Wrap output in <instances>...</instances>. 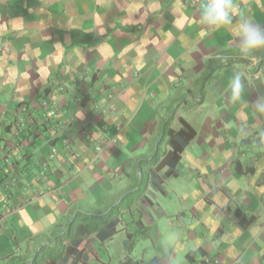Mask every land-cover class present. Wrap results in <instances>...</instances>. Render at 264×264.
Listing matches in <instances>:
<instances>
[{"label":"crops","instance_id":"1","mask_svg":"<svg viewBox=\"0 0 264 264\" xmlns=\"http://www.w3.org/2000/svg\"><path fill=\"white\" fill-rule=\"evenodd\" d=\"M206 2L0 0V264L116 204L93 264H264V49L242 55L235 34L264 27V0H233L220 29ZM167 122L195 132L172 175L152 162ZM139 237L153 250L135 255Z\"/></svg>","mask_w":264,"mask_h":264},{"label":"trees","instance_id":"2","mask_svg":"<svg viewBox=\"0 0 264 264\" xmlns=\"http://www.w3.org/2000/svg\"><path fill=\"white\" fill-rule=\"evenodd\" d=\"M194 130L185 124L184 128L176 131L170 127L169 122L163 125L164 137H168L167 145L170 150L161 153L160 145L164 138L158 142L152 162L158 167L168 164L167 174L172 175L182 152L194 137ZM119 204L112 205L107 213L87 214L77 212L66 224L56 225L49 233L47 239L41 243L31 254L14 253L9 257L7 264H93L91 252L88 250V238L91 234L99 232L105 225L111 226L107 220ZM115 226L110 228V235L115 233ZM91 255V256H90ZM122 264H128L125 261Z\"/></svg>","mask_w":264,"mask_h":264},{"label":"clouds","instance_id":"3","mask_svg":"<svg viewBox=\"0 0 264 264\" xmlns=\"http://www.w3.org/2000/svg\"><path fill=\"white\" fill-rule=\"evenodd\" d=\"M201 22L215 29L233 24V17L237 15L233 0H207L202 5ZM235 34L239 39V50L242 55H250L258 49H264V27L252 23L241 17L236 25ZM244 85L239 75L231 81V94L234 101L241 98ZM264 110V104L259 105ZM51 115V113H49Z\"/></svg>","mask_w":264,"mask_h":264},{"label":"rangeland","instance_id":"4","mask_svg":"<svg viewBox=\"0 0 264 264\" xmlns=\"http://www.w3.org/2000/svg\"><path fill=\"white\" fill-rule=\"evenodd\" d=\"M122 239H127L125 233L117 235L113 239V242H112L113 245L111 244L110 246H108L110 248V250H111L112 253H115V251H116V254L115 255H119L117 253L118 252L117 247H118V245H120ZM135 241H136V244H135L136 245V248H135V252H133L135 255H142L143 253H145V251L146 252H149V251H152L153 250L152 249V246L153 245H150L149 243L144 242L142 238L139 237L138 239H135ZM129 249H127V250H129ZM101 254H102L104 260H108L109 259V255H108V253H106V251L101 250ZM91 255H90L91 258L92 259H95V257H96L95 254H92L91 253ZM93 263H96V259L93 261Z\"/></svg>","mask_w":264,"mask_h":264},{"label":"built area","instance_id":"5","mask_svg":"<svg viewBox=\"0 0 264 264\" xmlns=\"http://www.w3.org/2000/svg\"><path fill=\"white\" fill-rule=\"evenodd\" d=\"M51 114H55V110H52ZM65 141L67 142V140ZM47 171H48V165L46 164V166H44L42 171L39 173V176L41 178H46ZM1 223L2 221L0 219V226H1ZM193 264H226V263L223 261L222 257L218 253L209 252L207 254H203L199 256L197 259H195V262H193Z\"/></svg>","mask_w":264,"mask_h":264}]
</instances>
